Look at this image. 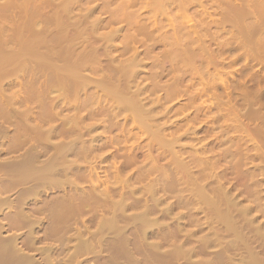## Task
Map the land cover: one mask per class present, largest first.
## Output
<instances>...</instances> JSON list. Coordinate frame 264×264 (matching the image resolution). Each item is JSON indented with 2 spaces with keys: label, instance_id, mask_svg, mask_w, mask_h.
<instances>
[{
  "label": "rangeland",
  "instance_id": "obj_1",
  "mask_svg": "<svg viewBox=\"0 0 264 264\" xmlns=\"http://www.w3.org/2000/svg\"><path fill=\"white\" fill-rule=\"evenodd\" d=\"M6 1L9 2L7 3ZM20 1L23 0H0V53H1L0 59L2 57L4 58V59L2 58L3 60H5V58L7 59V61L5 60L4 62L2 61V59L0 60L1 61L0 65L2 66L0 67V126L2 125L0 127V144L2 142V144L0 145V163H4V164L6 163L8 165L7 168L10 169L9 166L12 165L14 162H16L15 160L22 159L21 157L25 158V155L26 156L29 155V158H31L32 156L37 157V159H39L40 161V159L45 160V158L50 157L56 152L59 153L60 151L64 152V149L62 148H64L65 145L62 144L63 147L61 148V150L57 148L58 151H56L57 150L56 147H55L56 150H54V146L59 144L61 145L62 142L63 143L66 142L68 139L65 140V138L75 139L77 135L79 136L81 130L78 133V131L76 130V127L78 129V125L74 124L75 125L74 126L73 122H71L72 125L70 124L68 125L67 123H65V128H64V125L62 126L63 117L71 116V118L70 117L68 118L70 119L76 118V120L79 117L80 118L78 120H81L82 117L84 120L83 122L79 121V123H84L85 125L81 124V129L82 127L83 129L87 128L85 129V132H87L88 130H90L89 127L92 126L90 124L96 123V128H97L96 135L99 134L98 137H100V135L102 137V138L100 137L98 141H100V145L104 144L102 147H100V149L97 150L96 154L104 159L102 160L103 161L102 163H99L98 161V165H99L98 167L100 168L98 170H100L99 175L101 176V180L103 179L104 182L106 183H103L104 186L100 185L102 188L100 186L97 187V190L101 191L102 189L104 188L106 189L107 187V189H111V190L117 189L116 191L125 193L128 191V189H134V190L136 189L138 191V195L136 196L138 197L140 195L141 196L140 201L143 200L144 203L148 201L146 199L147 195L142 196L141 194H139V191H141L143 186H145V184H147L149 181H158L157 182L158 190L156 193V197L159 198V196H161L162 199L163 198L164 199L163 202L161 201V203H159L158 206L159 211H157L158 212L156 213L157 215H153L152 217L160 218L159 213L164 207L166 208L169 206L170 208L173 209H171V213L168 221L166 219L157 218L158 220L156 227L154 228V233H152L153 235L151 236L149 235V238L146 241V243L149 242L152 243L153 249H151L148 245H146V243H145L146 245L145 247L144 243H142L141 239H139L137 235L135 236V234L130 233V231H127L126 233L127 241L125 239L124 240L126 241V243L127 242L128 243L124 244L125 242L122 241L120 245H122L123 247L122 246H119V248L117 247L118 246L117 240L120 236L114 238V235L116 233L113 234L111 233L112 236L110 234L108 236L107 235L105 236L107 242L104 243L105 247L102 248V250L100 247L95 246L94 250L91 251L92 253L89 251L90 254L88 253V255L87 252H85L86 254H84V252L83 253L81 252L82 254L78 253L77 256L75 255L72 256L74 250L72 246L74 245V242H72V244L70 242L68 243L69 245L67 244V247H62L59 249L57 248L58 244L57 242H55L54 238H51V240L49 238H46V235L44 234V230L51 222L48 221L47 217H46L47 220H45V216L43 217V215L42 218H44V220L42 222V225L37 228L38 230L36 229V235L34 234L35 238L37 239L33 243L34 250H32V247H30L29 244H27L28 240L24 242V240L26 239L25 237H27L26 228L25 230L22 228L18 229L16 227L11 226L12 230H10L9 229L10 226L7 225L5 229L0 231L1 232L0 236L5 237L9 235L12 236L16 235L15 237H18L16 238L17 239L16 242L18 243L17 248L20 249L18 253L19 254L20 252L22 253L19 256L27 257L28 259L33 260L35 264H45V262H43L44 254L43 253L41 254L40 250L46 248L49 249L57 248V250H54L53 252L50 251V256L51 254H53L50 260L53 259V261L50 262L49 260V262L52 264L54 263L55 264H115L116 261H117L116 264H124V263L125 264L126 263L127 264H132V263L133 264H190V263L203 264L204 262H206L207 264H216V263L217 264H264V235L262 234L264 233V0H194V1L190 0L191 3L189 2V0L188 1L168 0V2L167 0H163V1L162 0H149V1L148 0H133V1L132 0H119V1L118 0H92V1L76 0L78 3L72 0L69 3L70 5L68 4L69 6H71L70 8L73 9L72 12L70 10V13H68L69 15L72 13L71 17L67 16L68 14L66 13V9H65L66 14L65 13L63 14L64 8L66 7V5L65 7H63L64 6L63 4H67L69 0H65V1L61 0V5H63L62 8L58 7V4L60 5V0L59 1L47 0L50 6L48 3L45 2V0H37V1L35 0L33 1L34 4L31 3L33 7L30 6L31 5L30 3H29V7L28 4L27 6L23 4L24 5L23 6L22 3L24 2L21 3ZM43 1L46 4H48V6L46 4L44 5ZM66 1L68 2L62 4V2H66ZM112 1L114 2V4H112L113 3ZM129 1L130 2L132 1L133 3L132 2L130 3ZM90 2L91 3L94 2L92 3V6ZM155 2L158 4L159 7H157V4ZM54 4L57 6H55ZM93 4L95 7H93ZM125 4L127 7L125 6ZM154 4L156 6H154ZM107 5L108 7H106ZM41 6H43V9ZM54 6L56 7V9ZM85 6L87 7V11H90V13L88 12L90 15H88L87 11L85 10L86 9ZM36 8L39 11H37ZM88 8H90V10ZM60 9L61 11H59ZM108 9L110 10V12ZM68 10L69 8H67V12H69ZM80 10L81 11L83 10L82 13ZM76 12L79 16L81 17L84 16V18L82 17L83 18L82 19L81 17H79L76 14ZM19 13L21 14L19 15ZM85 14L88 17H86ZM42 16L44 17L42 18ZM46 16L49 17L50 19L51 17L54 19L56 18L55 20L53 19L54 24L56 21L61 23L63 21V23H65V25L67 26H65L64 24L59 25L60 23L54 25L52 24L53 23L52 19H51V23L49 24L50 19L47 18ZM117 16H119L120 18ZM3 17L5 18L3 19ZM72 19H74L75 21ZM93 20L95 21L94 24L92 23ZM33 21L34 22L36 21L35 25H32L30 23ZM67 21H70L71 23ZM109 21L114 23L112 24L110 22L111 23L110 24ZM73 23L74 24L76 23L74 28L75 30L77 29L78 33L85 31L82 33V39L84 34H86L85 37L89 38V42L86 43V41H84L86 39L85 37H84L85 39H83V41L80 42V40H82L81 35L79 36L80 38L78 36L77 37L74 36L76 35L77 32L73 29L72 26L74 25ZM27 24L31 27L28 30L26 29L28 28ZM70 24L72 26V29H69L71 28ZM95 24L97 26H95ZM104 24L107 27H105ZM36 25L37 26L40 25V26L37 27ZM76 25H80V26H78L77 28ZM176 25L179 28L176 27ZM23 26L26 28L24 29ZM56 26L62 29L58 30ZM89 26L91 27L93 26L91 29H94L95 27V29L92 31L95 32L94 35L97 33L96 34L97 36L95 35L94 37V35L92 34L93 32H91ZM36 27L39 30L36 29ZM67 29L69 30L67 31ZM73 30L75 31V33ZM78 30H83V31H78ZM86 30L87 31L90 30V34H91L90 36L89 33L87 34ZM65 31L70 33L68 34ZM113 31L116 37L112 35L114 34L112 33ZM145 32L148 35H146ZM17 33L19 35L20 34L21 35L25 34V35L19 36L17 35ZM66 33L67 35H65ZM27 34L28 35L30 34L31 36L30 35L27 36ZM70 34L71 36H73L72 39H74V37L78 39V40L75 39V43L77 42L78 44L73 43L74 40L71 41ZM16 36L19 38V40ZM63 36L67 37V39L63 38ZM103 36L105 38L107 36V38L104 39ZM68 37L70 38V40L68 39ZM23 38L24 39L26 38L25 40L27 42ZM28 38L30 42L28 41ZM100 38H102V40H100ZM109 38L111 41L108 40ZM33 39L35 40V42L33 41ZM41 39L43 44L41 43ZM36 40L39 41L40 43H38ZM67 40H69L70 42ZM92 40L95 43H93ZM105 40L106 41L108 40L107 42L108 44L110 42L109 45L112 44L111 47L113 46L112 49L109 47V45L107 46L109 50L111 49V52L109 51L110 55L107 54L108 50L105 51L106 53H104V51L102 50L104 49L103 48L104 44L107 45ZM131 40L133 41L131 42ZM185 40L186 42H183ZM99 41L102 42L99 43ZM19 42L21 44L23 42L24 45L25 44L29 45L28 49L31 51H29V53L27 52L28 54L26 55L22 54L19 55L18 57L19 54L18 50L23 45V44L21 45ZM56 42L59 44H57ZM129 42L130 44L128 46L127 44ZM82 43L85 44L83 45ZM66 44L69 45L68 47L70 48L67 49V47H65L67 46ZM95 44H97L96 46H100V47L102 46V47L101 48L97 47L98 49H96ZM72 45L74 46L78 45V47H76V50L74 46H73L74 48H72ZM62 47L64 49L66 48L65 49L66 51ZM79 47L81 48V50L79 49ZM71 48L76 51V52L74 51V53L75 54L77 53L78 57H76L77 54L75 55ZM57 49L58 50L61 49L60 51H62L63 54L67 53V56L69 57H66L60 51L59 52L61 56L57 52L56 53L58 56H56L55 51H58ZM69 49H71L72 52L70 54L72 55L69 54ZM5 50L6 52H4ZM88 50L92 52L94 50L95 51L97 50V53H95L94 51L93 54L97 56L96 59H98V61H96L92 53H89V56L91 55V58L87 55L88 52L85 55L87 56L86 58L85 56H83L85 59L82 57L83 55L82 53ZM11 52L12 54L13 53L15 54L12 55L10 54ZM44 52H46V54H44ZM99 54L101 55L100 57L102 58L98 57ZM73 55H75V57ZM7 56L10 57L7 58ZM11 57L13 58L11 59ZM133 58H134L132 62L133 64H131L132 61L131 59ZM126 61L130 66L126 67L124 65L127 64L125 63ZM137 61L138 62L142 61L141 64L139 63V66L138 63H136ZM83 63L88 68L84 66ZM108 63L111 65L112 68L110 67V65H108ZM62 64L64 65V67H62L63 66ZM65 65L68 68L71 67V69H73L72 67H74V69L77 70L76 71L77 75L74 76L76 79L70 75H67V77L66 74L64 75L63 71L64 69H66ZM90 65L91 67H89ZM134 65L136 67H133ZM75 66H77L80 71ZM56 67L58 68L62 67L64 69L60 68V70L62 69L60 73L58 72L60 70ZM106 67L108 68L106 69ZM130 67L137 68V69H133L135 73L138 71L137 72L138 74L136 73L137 76L135 75L134 71L130 69ZM53 68L57 70L55 71ZM114 68L118 69V71L120 70L119 72H116V70L114 71L117 75L114 74L113 72ZM122 69H124V71ZM78 71L80 72V76L81 75L84 77H87L89 75L90 76L86 80H84L85 78L83 79L82 77L81 79L79 78L80 76L78 74ZM127 72L129 76L127 75ZM118 73L120 74V76ZM130 73H134L132 75H135L136 77L132 76V78L130 79L131 77ZM60 74L62 75V77L63 76L66 77V79L61 81L63 78L60 77ZM92 74L94 76H91ZM121 75L125 76L124 79H122L123 77ZM90 77H92V79ZM115 77L119 79L121 85L116 81L117 79H115ZM69 78H72L74 80L71 81L72 79ZM126 79L127 82L129 81V83H126L125 81ZM110 80L111 81L114 80V82L112 83ZM122 80H124L125 83L123 82L122 84ZM84 81H86V83ZM98 81L100 85L101 84L103 85L105 83L103 86L107 87V89H110V91L107 92V89L106 91H104L105 87L101 89L100 88L101 86L98 88H94L96 84H97L96 87L99 85ZM108 81H110L111 83ZM130 81L132 86L127 85L130 84ZM73 82L74 84L76 83V85H74ZM77 82H78V86H77ZM83 82L84 84H82ZM107 83L110 85V88H108L109 85ZM112 84H114V86L120 85L119 87L115 86V88L118 89L120 88L118 90L119 93L116 91L117 89H114V86ZM88 85L89 87H87ZM122 85L124 86L126 85L125 87L131 89V92L133 89L137 88L136 89L138 91L137 95L140 92L139 90L142 91L138 95V97L141 98L140 100L142 101V103L141 101H139L137 97L138 102H135V104L136 106L139 105L141 106L142 104L141 108L145 107L144 110L143 109L141 110L140 107L136 108L134 104H133L134 106H132V104H128L129 102L127 101H126L127 107L125 106V109L123 108L127 112L124 111L122 107H121L122 110H120L119 113L118 111L115 110V107L117 108V110H119L122 104L117 101V99L119 100L120 98L119 95L127 96L129 93L128 92L127 94H123L127 88H125L124 86L121 87ZM111 87L113 88L112 90L114 91L111 90ZM121 88L122 89L125 88L124 89L125 91L122 90ZM76 89L79 90L77 91ZM154 89L156 90V92H154L153 94ZM61 90H63V92ZM134 91L132 93H134ZM62 93L64 94L62 95ZM115 96L116 97L118 96V98H116ZM123 96H121L120 100L122 99ZM129 96L130 99H133L131 97V93H129ZM125 99L128 101L130 100L129 97H126ZM134 99H136V94ZM137 99L131 101L134 102L137 101ZM116 101L118 102L117 105L115 104ZM119 103L120 106H118ZM137 103L138 104L141 103V104L138 105ZM59 107H60V111H59ZM149 107L153 108L152 111L154 112V114L147 113V111H149L147 110L149 109ZM132 108H136L137 111L138 108H140L139 109L140 113L136 112L137 114H135L134 111L136 110H132ZM55 111L56 113L58 111V113L55 114ZM141 111L142 112L145 111L146 118H142L143 120L140 119V117L138 116L139 114L142 113ZM146 113L147 115H149V117L150 115L152 116L150 117L149 124H147L148 117ZM111 114H113V116ZM58 115L60 116L62 115L61 116L62 118ZM72 115H76L77 117H72ZM153 115H156L154 116V119H153ZM140 116L143 117L144 114ZM103 118L105 121L103 120ZM134 118L135 120L136 118H138L139 119V120L137 119L138 122L140 120L144 122L145 124L144 126L141 122V125L144 129L142 127L137 126L138 122L136 120L137 122L136 123L135 120H133ZM151 118L153 119L152 123H151ZM144 119H146L147 121ZM70 121L68 122L65 119V122L70 123ZM98 122L100 123V125ZM86 124L87 126L89 125L90 126L87 127ZM94 124L91 129L92 134L95 133V131H93L95 130ZM60 125L63 127V131H61L62 129L59 130V128H62L60 127ZM66 125L69 126L67 127V129H66ZM73 126H74L73 129H69L72 128ZM51 128L52 129L54 128L52 134L54 132H56L57 134L54 133L52 135L51 131H49V129L51 130ZM145 128H148V130ZM74 129L75 132L72 131V135L68 136V134L71 133H68L65 130L67 131L70 130L71 132V130ZM47 130L50 132V134ZM58 131L63 133L62 134L60 132L58 133ZM76 131L78 134H76ZM46 133L51 135V137L48 136L51 138V139L49 138L50 140L47 139L48 137L46 138L47 136ZM64 133H68L67 137L65 136ZM40 134L43 135L41 136ZM73 134L76 136H73ZM152 135L155 136L158 135V136L155 137ZM84 136L85 135L83 134V138ZM45 138L47 139L48 142L45 140ZM155 138L157 140H155ZM23 141H26V144H24ZM101 141L103 144L101 143ZM42 143L43 146H45L48 149L50 148V150L43 147ZM173 143H175V145ZM75 145H77V147H79L78 149L80 150L79 145L81 144H75ZM39 147L42 149H40ZM163 147H165V149ZM33 153L36 155L37 153H40L41 155L38 154L39 155L38 158V156L33 155ZM100 153L102 155H100ZM174 154L176 155L174 156ZM33 157L31 159H34ZM72 159L73 158H71V160ZM34 161L36 160L34 159ZM113 167L115 169L116 168L118 169L121 168V169H119L120 171L118 172L117 169L114 170ZM0 170H1L0 182L2 179V183H0V185L3 184L4 182H5L4 185L6 184V182H11V181L13 182L11 177H6L7 175L5 174L3 169L0 168ZM112 170L113 172L116 171L118 173L114 172L115 173L114 174ZM189 172L191 173V175ZM81 173L79 175L77 174L78 176L83 175V177L81 176L80 178L82 181L78 183L79 185L81 184L79 188L83 187V189H87V187H89L90 185L89 183L85 182V180L87 181V179L84 178L86 177L85 173L84 174ZM139 174H141L140 177L137 176ZM142 174H144L143 178H142ZM163 175H165V177H163ZM192 175L194 176V178ZM119 176H121V178ZM134 177H137L138 179ZM7 178L8 179L10 178L11 180L10 179L8 180ZM3 179L5 181H3ZM127 179L130 180L131 182L125 183L127 182ZM138 180L139 181L141 180V182H138ZM203 180H204V185L206 186L203 185ZM136 182L137 184H135ZM111 183L115 185L113 186ZM121 184L122 185L125 184L126 186L128 184V188H126V186L124 187V185L122 186ZM24 185L16 186L10 189L0 190V198L6 197L9 199L11 198L13 200L15 197L18 196L17 194L18 191L25 190L30 184L24 183ZM201 186L205 187V191L202 190ZM23 187L25 188L23 189ZM176 187H178V189ZM197 188L198 189L201 188L200 190L201 192L199 191L198 194H196L197 193L196 190H198ZM65 189L67 190V188ZM65 189L63 188L62 190L65 191ZM50 190L46 189L45 191L44 189V191H41L40 195H37L36 198L29 197L31 199H26V205H27V206L25 205L26 211L27 212L30 211L32 214H36V216L39 215L37 217H40L41 214L34 213L36 211L32 212L33 210L32 208L37 207L36 210L40 209L45 202L50 201L49 199L54 197L63 198L62 195H65L66 193L64 191H61V189L60 190L55 189L56 191L53 189ZM160 190L163 192H161ZM222 190L225 193H222ZM208 193H210L211 195ZM126 195L128 196V194L125 193V196ZM225 195L227 198H224ZM66 196H68V194ZM114 197L116 198V200L117 198L119 199L118 194H116ZM97 198L98 197L96 195L90 200L91 201L93 200L92 203L96 204V201L97 203L101 201V199H97ZM129 198L130 200H128ZM43 200L45 202H42ZM90 200H88L87 198V201H84L89 204V208H88L89 212L83 213V211L81 212V209H79V212H76L78 208H74V207L71 208L70 210H66L69 213L68 215L69 220L67 221V224L71 223L70 228L75 225V223L73 222H77L72 229L69 228L70 230L68 231L70 232H68L69 235L66 234L67 237L71 235V233L76 228V226H79V223L81 222L82 219H83L82 222H85L86 225L90 227L91 230H93L94 223L97 221V218H99L101 214L104 216L108 214L109 212L108 210L107 212L105 211L102 212L101 209L99 210L97 208L99 207L97 206V204L95 205L89 203L91 202ZM127 200L128 202H130V204H132L136 208V210H134L135 208L133 206H132L133 208L131 207L133 210H131V208H128L127 210L129 211L128 213L138 212L139 210L137 209H139L140 207H138L137 205L139 204L135 206L134 204L136 203L134 204L132 203L134 200L131 199V197H128ZM205 200H207L208 202H206ZM225 200L227 201L226 203ZM213 203H215L214 204L215 206L212 205ZM92 205L95 206H93L94 208L92 207L91 208L92 210H90V206ZM229 205L231 207H229ZM200 206H202L203 208H201ZM205 206L207 209L205 208ZM209 206L211 207L209 208ZM27 207L31 208L32 210L31 209L28 210ZM95 207L97 211L95 210ZM100 207L102 206L100 205ZM212 207H214L213 209H215V211H213ZM225 207L227 208L228 211L226 210ZM240 208L244 209L243 214H241L242 211ZM210 209L212 210V212ZM6 211L7 210L3 212V215L7 213ZM63 211L67 214L65 209ZM74 211L75 213H77L76 215ZM221 212L222 214L219 215ZM244 212L248 217L244 215ZM78 213L80 214L78 215ZM243 215L245 216V219L242 218ZM33 216L36 217L35 215ZM222 217H225L223 218L224 221L223 219H221ZM1 218L2 217L0 216V219ZM226 218L229 220H227ZM237 219L238 220L240 219L239 220L240 223L238 222ZM4 220L2 223L5 222ZM227 221L228 223H225ZM177 224L179 225V228L181 230L180 234H178L176 231ZM232 225L235 227H233ZM62 226L64 228V226H68V225L62 224L61 227ZM43 235L44 237H42ZM235 235L236 236L239 235V236L236 237ZM44 238H46V240ZM233 239H235L236 241ZM25 243L27 244V246H29V248L26 246ZM139 243L142 244L139 245ZM153 243L156 244L158 243V245H155ZM205 243H207V247ZM179 244H183L182 246L184 247H181ZM49 246L52 248H50ZM140 246L142 249L140 248ZM179 247L181 248V250H179L180 249ZM228 247L230 248L229 251H228ZM116 249H118V251L124 250L122 252L120 251L122 255L121 253H117ZM93 251L95 253L99 251L100 253L98 252L97 255ZM173 252L174 253L180 252V255L173 254ZM255 254L257 255V257ZM252 255L254 256L255 260L257 259L256 261L252 259L253 258ZM71 256L73 258L75 257L72 261L69 260ZM107 257L108 258L111 257V258L108 259ZM68 260L70 261V263L68 262ZM121 260L122 261L124 260V262H122Z\"/></svg>",
  "mask_w": 264,
  "mask_h": 264
},
{
  "label": "bare ground",
  "instance_id": "obj_2",
  "mask_svg": "<svg viewBox=\"0 0 264 264\" xmlns=\"http://www.w3.org/2000/svg\"><path fill=\"white\" fill-rule=\"evenodd\" d=\"M33 1H35V0H32V2H31V0H23V1H20L21 3L22 2H24V3H22V5L24 4V5H26L27 6V4H28V7H29V3L31 4V3H33ZM37 1V0H36ZM50 1V0H49ZM59 1V0H58ZM57 1V2H58ZM63 1H65V0H63ZM70 1H72V0H69V2L68 1H66V2H62V4L63 3H67V4H63V5H61V0H60V5H61V7H60V5L58 4V7L59 8H62V6L63 7H65V5H66V7L64 8V11H63V9H62V11H63V14L65 13V9H66V13L68 14V13H70V10H71V12H72V10L73 9H71L70 7L71 6H69L70 4ZM74 1H76V0H74ZM92 1V0H91ZM119 1V0H118ZM133 1V0H132ZM131 1V2H132ZM149 1V0H148ZM163 1V0H162ZM170 1V0H169ZM188 1V0H187ZM194 1V0H193ZM7 2V1H6ZM9 2V1H8ZM7 2V3H8ZM12 2V1H11ZM44 2V1H43ZM45 2L46 3H48L47 2V0H45ZM44 2V5L46 4ZM55 2V1H54ZM77 2V1H76ZM109 2V1H108ZM113 2V1H112ZM130 2V1H129ZM130 2V3H131ZM135 2V1H134ZM166 2V1H165ZM167 2H168V0H167ZM166 2V3H167ZM189 2L191 3V1L189 0ZM195 2H197V1H195ZM20 3V4H21ZM51 3H53V2H51ZM56 3V2H55ZM78 3V2H77ZM91 3V2H90ZM92 3H94V2H92ZM92 3H91V6H92ZM111 3V2H110ZM122 3H124V2H122ZM133 3V2H132ZM156 3V2H155ZM12 4V3H11ZM19 4V5H20ZM34 4V3H33ZM49 4V3H48ZM48 4H46L47 6H48ZM69 4V5H68ZM72 4H73V2H72ZM71 4V5H72ZM74 4H75V2H74ZM83 4V3H82ZM85 4V3H84ZM99 4V3H98ZM109 4V3H108ZM112 4H114V2L112 3ZM121 4V3H120ZM157 4V3H156ZM162 4V3H161ZM177 4V3H176ZM9 5V4H8ZM23 5V6H24ZM55 5V4H54ZM86 5V4H85ZM129 5V4H128ZM133 5V4H132ZM175 5V4H174ZM25 6V7H26ZM30 6H32V4L30 5ZM49 6H50V4H49ZM55 6H57V5H55ZM54 6V7H55ZM73 6V5H72ZM78 6V5H77ZM89 6V5H88ZM100 6V5H99ZM117 6V5H116ZM120 6V5H119ZM123 6V5H122ZM125 6H126V4H125ZM147 6V5H146ZM154 6H156L155 4H154ZM170 6V5H169ZM4 7H5V5H4ZM33 7V6H32ZM42 7V9H43V6H41ZM81 7V6H80ZM90 7V6H89ZM93 7H95L94 6V4H93ZM92 7V8H93ZM105 7V6H104ZM106 7H108V5L106 6ZM110 7V6H109ZM127 7V6H126ZM157 7H159L158 6V4H157ZM171 7V6H170ZM190 7V6H189ZM13 8V7H12ZM67 8H69V12H67ZM83 8V7H82ZM85 10L87 11V7L85 6ZM151 8V7H150ZM153 8V7H152ZM9 9H10V7H9ZM20 9H21V6H20ZM37 9V8H36ZM45 9V8H44ZM55 9H56V7H55ZM75 9V8H74ZM78 9V8H77ZM89 10H90V8H88ZM180 9V8H179ZM8 10V9H7ZM30 10V9H29ZM35 10V9H34ZM46 10V9H45ZM54 10V9H53ZM109 10V9H108ZM25 11H26V9H25ZM37 11H39L38 9H37ZM51 11V10H50ZM59 11H61V9L59 10ZM76 11V10H75ZM81 11V10H80ZM83 11V10H82ZM82 11H81V13H82ZM54 12V11H53ZM90 13V11H87V13ZM104 12V11H103ZM109 12H110V10H109ZM182 12V11H181ZM5 13V12H4ZM65 13V14H66ZM86 13V14H87ZM88 13V15H90ZM92 13V12H91ZM135 13V12H134ZM2 14V13H1ZM21 13H19V15H20ZM57 14V13H56ZM55 14V15H56ZM72 14V13H71ZM71 14L69 15H67V16H70L71 17ZM76 14H77V12H76ZM85 14V16L86 17H88L87 15ZM101 14H102V12H101ZM114 14V13H113ZM25 15V14H24ZM32 15V14H31ZM45 15V14H44ZM78 15V14H77ZM83 15V14H82ZM118 15V14H117ZM3 16V15H2ZM49 16V15H48ZM57 16H59V15H57ZM79 16V15H78ZM112 16V15H111ZM140 16V15H139ZM160 16H161V14H160ZM32 17H34V16H32ZM35 17H36V15H35ZM41 17V16H40ZM44 16H42V18H43ZM47 17V16H46ZM59 17H61V16H59ZM79 17H81V16H79ZM83 18H84V16H82ZM81 17V18H82ZM117 17H119V16H117ZM142 17V16H141ZM5 17H3V19H4ZM47 18H49V17H47ZM73 18H75V17H73ZM82 18V19H83ZM93 18V17H92ZM98 18V17H97ZM112 18V17H111ZM120 18V17H119ZM127 18V17H126ZM38 19H40V18H38ZM45 19V18H44ZM50 19V18H49ZM51 19H52V21H53V19L54 18H52L51 17ZM51 19L49 20V24L51 23ZM56 19V18H55ZM54 19V20H55ZM86 19V18H85ZM88 19V18H87ZM100 19V18H99ZM48 20V19H47ZM66 20H68V19H66ZM65 20V21H66ZM72 20H74V19H72ZM71 20V21H72ZM89 20V19H88ZM95 20V19H94ZM93 20V24H94V22L96 21H94ZM98 20V19H97ZM112 20V19H111ZM46 21V20H45ZM62 21V20H61ZM75 21V20H74ZM134 21V20H133ZM139 21V20H138ZM36 22V21H35ZM34 21L33 22H30L32 25H35L36 23H35ZM44 22V21H43ZM67 22H70V21H67ZM66 22V23H67ZM79 22V21H78ZM84 22V21H83ZM86 22V21H85ZM91 22V21H90ZM111 21H109V23H110ZM48 23V22H47ZM58 23H60L59 25H61V24H64L65 25V23H63V21H62V23L61 22H55V24H58ZM71 23V22H70ZM99 23V22H98ZM112 23V22H111ZM110 23V24H111ZM114 23V22H113ZM112 23V24H113ZM30 24V25H31ZM40 24V23H39ZM45 24V23H44ZM52 24H54V21H53V23ZM54 24V25H55ZM74 24V23H73ZM76 24V23H75ZM75 24L74 25H72L73 26V29L75 30ZM80 24V23H79ZM87 24V23H86ZM28 25V24H27ZM38 25V24H37ZM36 25V26H37ZM48 25V24H47ZM58 25V26H59ZM83 25V24H82ZM85 25V24H84ZM90 25H92V24H90ZM100 25V24H99ZM107 25V24H106ZM40 26V25H39ZM39 26H37V27H39ZM63 26V25H62ZM65 26H67V25H65ZM72 26H71V24H70V27L71 28H69V29H72ZM78 26H80V25H76V27L78 28ZM86 26V25H85ZM95 26H97L96 24H95ZM103 26V25H102ZM104 26H105V24H104ZM162 26V25H161ZM184 26V25H183ZM24 27V26H23ZM28 28H26V27H24V29L26 28L27 30L29 29V28H31L29 25L27 26ZM36 27V29H38ZM42 27H43V25H42ZM45 27V26H44ZM57 27V26H56ZM64 27V26H63ZM68 27H69V25H68ZM87 27H88V25H87ZM90 27V30H91V32H93L92 30H94L95 29V27H94V29H91L92 27L91 26H89ZM105 27H107V26H105ZM160 27V26H159ZM176 27H178L177 25H176ZM187 27V26H186ZM185 27V28H186ZM46 28H47V26H46ZM51 28V27H50ZM58 28V27H57ZM66 28V27H65ZM81 28H83V27H81ZM86 28V27H85ZM162 28V27H161ZM179 28V27H178ZM184 28V29H185ZM22 29V28H21ZM35 29V30H36ZM54 29V28H53ZM56 29V28H55ZM60 28H58V30H59ZM62 29V28H61ZM60 29V30H61ZM69 29H67V31L69 30ZM80 29V28H79ZM89 29V28H88ZM121 29V28H120ZM18 30V29H17ZM23 30V29H22ZM39 30V29H38ZM43 30V29H42ZM49 30V29H48ZM64 30V29H63ZM73 30V31H74ZM85 30V29H84ZM90 30L89 31H87V34L89 33V36L91 35L90 34ZM113 30V29H112ZM111 30V31H112ZM20 31V30H19ZM45 31V30H44ZM67 31H65V32H67ZM76 32H77V29L75 30ZM75 31H74V33H75ZM78 31H83V30H78ZM156 31V30H155ZM170 31V30H169ZM24 32H26V31H24ZM23 32V33H24ZM49 32V31H48ZM51 32V31H50ZM53 32V31H52ZM60 32V31H59ZM83 32H85V31H83ZM83 32H80V33H78V35H77V33H76V35H74V36H80L81 35V39H82V33ZM117 32H118V30H117ZM142 32V31H141ZM147 32V31H146ZM145 32V33H146ZM15 33V32H14ZM32 33H34V32H32ZM43 33V32H42ZM68 33V32H67ZM67 33L65 34V35H67ZM70 33V32H69ZM68 33V34H69ZM74 33H71V34H74ZM94 33L95 32H93L92 34L94 35ZM112 33H114V31L112 32ZM111 33V34H112ZM144 33V34H145ZM188 33V32H187ZM53 34V33H52ZM51 34V35H52ZM55 34V33H54ZM60 34V33H59ZM58 34V35H59ZM62 34V33H61ZM71 34H70V36H71ZM97 34V33H96ZM95 34V35H96ZM101 34V33H100ZM134 34V33H133ZM171 34V33H170ZM16 35V34H15ZM17 35H19L18 33H17ZM21 35V34H20ZM19 35V36H20ZM23 35H25V34H23ZM23 35H21V36H23ZM30 35V34H29ZM28 34H27V36H29ZM35 35V34H34ZM33 35V36H34ZM64 35V34H63ZM85 35L86 34H84V36H83V39H85L86 37H85ZM92 35V36H93ZM95 35H94V37H95ZM98 35H99V33H98ZM108 35V34H107ZM112 35H114L115 36V33L114 34H112ZM111 35V36H112ZM136 35V34H135ZM146 35H148L147 33H146ZM165 35V34H164ZM31 36V35H30ZM37 36V35H36ZM97 36V35H96ZM102 36V35H101ZM113 36V37H114ZM129 36V35H128ZM134 36V35H133ZM12 37V36H11ZM14 37V36H13ZM17 37V36H16ZM85 37V38H84ZM104 37V36H103ZM112 37V38H113ZM116 37V36H115ZM167 37V36H166ZM18 38V37H17ZM40 38H42V37H40ZM63 38H66L67 39V37H64L63 36ZM71 38V41L72 40H74V42L73 43H75V39L76 40H78L77 38H75L74 37V39H72L73 38V36H71L70 37ZM70 38L68 37V39L70 40ZM80 38V37H79ZM106 38H107V36H106ZM105 37H104V39H106ZM129 38H131V37H129ZM150 38H151V36H150ZM24 39V38H23ZM26 39V38H25ZM24 39V40H25ZM36 39V38H35ZM55 39V38H54ZM61 39V38H60ZM83 39L82 40H80V42L81 41H83ZM86 39H88V40H86ZM84 41H86V43L87 42H89V38L87 37ZM98 39V38H97ZM103 39V40H104ZM114 39V38H113ZM127 39V38H126ZM125 39V40H126ZM8 40V39H7ZM10 40V39H9ZM14 40V39H13ZM18 40H19V38H18ZM17 40V41H18ZM40 40V39H39ZM45 40V39H44ZM51 40V39H50ZM69 40H67V41H69ZM99 40V39H98ZM100 40H102V38H100ZM108 40H110V38L108 39ZM108 40L106 41V44L107 45H105L104 44V46H103V48L104 49H102L103 51H104V53H106L105 51H107L108 53L107 54H109L110 52H111V49L113 48V46L111 47V45H109L110 44V42H109V44L107 43L108 42ZM166 40V39H165ZM4 41V40H3ZM26 41V40H25ZM28 41H29V38H28ZM33 41L35 42V40L33 39ZM37 41V40H36ZM56 41V40H55ZM93 41V40H92ZM104 41V42H105ZM111 41V40H110ZM130 41V40H129ZM133 40H131V42H132ZM188 41V40H187ZM7 42V41H6ZM14 42V41H13ZM21 42V41H20ZM19 42V43H20ZM27 42V41H26ZM30 42V41H29ZM38 43H40L39 41H37ZM50 42V41H49ZM63 42H65V41H63ZM70 42V41H69ZM68 42V43H69ZM102 42V41H101ZM100 41H99V43H101ZM137 42V41H136ZM135 42V43H136ZM183 42H186V40L185 41H183ZM41 43H42V39H41ZM54 43V42H53ZM57 43V42H56ZM72 43V42H71ZM93 43H95L94 41H93ZM15 44V43H14ZM21 44V43H20ZM19 44V45H20ZM22 44H23V42H22ZM21 44V45H22ZM43 44V43H42ZM57 44H59V43H57ZM70 44V43H69ZM75 44H78L77 42L75 43ZM81 44V43H80ZM83 44V43H82ZM85 44V43H84ZM83 44V45H84ZM129 44H130V42L127 44L128 46H129ZM40 45V44H39ZM65 45V44H64ZM67 45V44H66ZM83 45H82V47H83ZM87 45V44H86ZM97 44H95V46H96ZM102 45V44H101ZM109 45V47L111 48L110 50H109V48L107 47ZM127 45H125V46H127ZM155 45V44H154ZM173 45V44H172ZM28 46L29 45H27V44H23L22 45V47L18 50V57H19V55H26V54H28L29 53V51H31V50H29L28 49ZM48 46V45H47ZM69 45H67V46H65V47H67V49L68 48H70V47H68ZM74 45H72V48H74L75 47V50H76V47H78V45L77 46H74ZM94 46V47H95ZM115 46V45H114ZM14 47V46H13ZM30 47H31V45H30ZM34 47V46H33ZM32 47V48H33ZM97 47H99V48H101L100 46H96L95 48L96 49H98ZM124 47V46H123ZM36 48V47H35ZM40 48V47H39ZM46 48V47H45ZM63 48V47H62ZM71 48V49H72ZM107 48V49H106ZM126 48H128V47H126ZM1 49H2V47H1ZM64 49V48H63ZM66 49V48H65ZM64 49V50H65ZM71 49H69V54L73 51V53H74V51L75 50H73L72 49V51H71ZM79 49L81 50V48L79 47ZM83 49V48H82ZM106 49V50H105ZM119 49V48H118ZM124 49V48H123ZM130 49V48H129ZM16 50V49H15ZM58 50V49H57ZM61 50V49H60ZM60 50H58V51H55V53L57 52V53H59L60 54V52H62V51H60ZM79 50V51H80ZM90 50H92V49H90ZM90 50H88V51H85V52H83L82 53V51H81V53L83 54H81L82 55V57L83 56H85L86 54H87V52H88V56H89V53H94V51L92 52V51H90ZM114 50V49H113ZM151 50V49H150ZM46 51H48V50H46ZM60 51V52H59ZM66 51V50H65ZM90 51V52H89ZM110 51V52H109ZM4 52H6V50L4 51ZM14 52V51H13ZM28 52V53H27ZM76 52V51H75ZM98 52H100V51H98ZM117 52H119V51H117ZM123 52H124V50H123ZM128 52V51H127ZM34 53V52H33ZM32 53V54H33ZM57 53H56V56H58L57 55ZM95 53H97V50L95 51ZM125 53H126V51H125ZM134 53V52H133ZM2 54H5V53H2ZM7 54H8V52H7ZM10 54H12V52L10 53ZM9 54V55H10ZM15 53H13L12 55H14ZM17 54V53H16ZM44 54H46V52H44ZM62 54H63V52H62ZM68 54V55H69ZM75 54V53H74ZM77 54V53H76ZM75 54V55H76ZM0 55H1V53H0ZM30 55V54H29ZM48 55V54H47ZM63 55H65L66 57H69V56H67V53H65V54H63ZM70 55H72V54H70ZM75 55H73L74 57H75ZM80 55V56H81ZM110 55V54H109ZM112 55V54H111ZM121 55H122V53H121ZM133 55V54H132ZM138 55V54H137ZM3 56H5V55H3ZM28 56V55H27ZM26 56V57H27ZM31 56V55H30ZM60 56H61V54H60ZM72 56V57H73ZM93 56L95 57V59L97 58V56L96 55H94L93 54ZM101 55L99 54V56L98 57H100ZM8 57H10V56H7V58ZM21 57V56H20ZM25 57V56H24ZM76 57H78V54H77V56ZM87 56H85V58H86ZM90 58H91V55L89 56ZM104 57V56H103ZM109 57V56H108ZM132 57V56H131ZM3 58V57H2ZM1 58V59H2ZM13 57H11V59H12ZM17 58V57H16ZM28 58V57H27ZM84 58V57H83ZM84 58V59H85ZM93 58V57H92ZM100 58H102V57H100ZM0 59V60H1ZM4 59V58H3ZM2 59V61L4 62L5 60L7 61V59L5 58V60H3ZM10 59V60H11ZM24 59V58H23ZM29 59V58H28ZM114 59H116V58H114ZM14 60V59H13ZM26 60V59H25ZM49 60V59H48ZM73 60H74V58H73ZM77 60H78V58H77ZM132 60V61H131ZM130 61H131V64H133L132 62H133V60H134V58L133 59H131ZM96 61H98V59H96ZM113 61V60H112ZM1 62V61H0ZM3 62H2V64H3ZM31 62V61H30ZM76 62V61H75ZM87 62V61H86ZM100 62V61H99ZM109 62H110V60H109ZM120 62V61H119ZM128 62H129V60H128ZM135 62V61H134ZM142 62V61H141ZM141 62H136V63H138V66H139V63L141 64ZM89 63V62H88ZM113 63V62H112ZM111 63V64H112ZM125 63H127V61L125 62ZM135 63V64H136ZM76 64V63H75ZM74 64V65H75ZM84 64V63H83ZM83 64H82V66H83ZM92 64H94V63H92ZM101 64V63H100ZM99 64V65H100ZM116 64V63H115ZM129 64H130V62H129ZM6 65V64H5ZM49 65H51V64H49ZM63 65V64H62ZM95 65H97V64H95ZM108 65H110L109 63H108ZM126 67L127 66H130V65H128V63L127 64H124ZM22 66V65H21ZM56 66V65H55ZM55 66H53V67H55ZM72 66V65H71ZM84 66H86L85 64H84ZM106 66V65H105ZM113 66V65H112ZM137 66V67H138ZM0 67H2L1 65H0ZM42 67V66H41ZM50 67V66H49ZM62 67H64V65L62 66ZM62 67H60V68H62ZM65 67H66V65H65ZM76 68H78L77 66H75ZM87 67V66H86ZM89 67H91V65L89 66ZM110 67H111V65H110ZM120 67V66H119ZM133 67H136L135 65L133 66ZM133 67H130V69H137V68H133ZM56 68H58V67H56ZM60 68H58L59 70H60ZM68 67H66V69H67ZM73 69H71V67H69L67 70L66 69H64V68H62V69H64V75L66 74V77H67V75H70V76H72L73 78H75L74 76H76L77 75V70H75L74 69V67H72ZM88 68V67H87ZM108 67H106V69H107ZM112 68V67H111ZM129 68V67H128ZM139 68V67H138ZM54 69V68H53ZM62 69L60 70V71H58V72H60L61 73V71H62ZM125 69V68H124ZM124 69H122L123 71H124ZM51 70V69H50ZM55 70V69H54ZM57 70V69H56ZM55 70V71H56ZM78 70H79V68H78ZM95 70V69H94ZM113 70V69H112ZM116 70V72H119L118 71V69H115L114 68V70H113V72ZM129 70V69H128ZM128 70H125V71H128ZM65 71H67L68 72V74H67V72H65ZM80 71V70H79ZM78 71V74H79V76H80V72ZM88 71V70H87ZM111 71V70H110ZM130 71V70H129ZM134 71V70H133ZM132 71V72H133ZM86 72V71H85ZM89 72V71H88ZM112 72V71H111ZM110 72V73H111ZM138 72V71H137ZM136 72V73H137ZM107 73H109V72H107ZM120 73H123V72H120ZM134 73H135V71H134ZM134 73H130V75H131V77H130V79L132 78V76L134 77L135 75H136V73H135V75H132V74H134ZM3 74V73H2ZM97 74V73H96ZM114 74H116L115 72H114ZM119 74V73H118ZM138 74V73H137ZM104 75V74H103ZM108 75V74H107ZM112 75V74H111ZM117 75V74H116ZM125 75V74H124ZM124 75H121L123 78L122 79H124ZM127 75L129 76V74H128V72H127ZM161 75V74H160ZM70 76H68V77H70ZM90 76V75H89ZM89 76H87V77H84V76H80L79 78H85L84 80H86V79H88V77ZM91 76H94L93 74L91 75ZM106 76V75H105ZM115 76V75H114ZM119 76H120V74H119ZM119 76H117V77H119ZM137 76V75H136ZM135 76V77H136ZM60 77H62V75L60 74ZM66 77H62L63 79L61 80V81H63L64 79H66ZM111 77V76H110ZM109 77V78H110ZM81 78V79H82ZM91 79H92V77H90ZM128 78V77H127ZM69 79H72V78H69ZM76 79V78H75ZM94 79V78H93ZM98 79V78H97ZM107 79H108V77H107ZM115 79H117L116 81L120 84V82H119V79L118 78H116L115 77ZM114 79V80H115ZM129 79V78H128ZM135 79V78H134ZM157 79V78H156ZM68 80V79H67ZM74 79H72L71 81H73ZM114 80H110L112 83L114 82ZM70 81V80H69ZM77 81V80H76ZM79 81V80H78ZM87 81H89V80H87ZM97 81V80H96ZM110 81H108V82H110ZM126 81V83H129V81L127 82V79L125 80ZM154 81V80H153ZM156 81V80H155ZM57 82V81H56ZM55 82V83H56ZM85 83H86V81H84ZM84 82L82 83V84H84ZM94 82V81H93ZM110 82V83H111ZM123 82H124V80H122V84H123ZM134 82V81H133ZM157 82V81H156ZM174 82V81H173ZM69 83V82H68ZM89 83V82H88ZM87 83V84H88ZM101 83V82H100ZM116 83V82H115ZM114 83V84H115ZM125 83V82H124ZM139 83V82H138ZM59 84H60V82H59ZM71 84H72V82H71ZM73 84H74V82H73ZM98 84H99V81H98ZM105 84V83H104ZM103 84V85H104ZM108 84V83H107ZM114 84H112L113 86H114ZM117 84V83H116ZM74 85H76V83L74 84ZM86 85V84H85ZM84 85V86H85ZM97 85V84H96ZM96 85H95V87L94 88H98V87H100L101 89H103L105 86H103L102 84L100 85H98L97 87H96ZM109 85V84H108ZM107 85V86H108ZM121 85V84H120ZM119 85V86H120ZM127 85H130V86H132L131 85V81H130V84H127ZM136 85H137V83H136ZM77 86H78V82H77ZM83 86V87H84ZM103 86V87H102ZM112 86V87H113ZM116 86V85H115ZM115 86H114V89H117L116 91L118 92V90L120 89H118V88H115ZM119 86H116V87H119ZM124 85H122L121 87H123ZM126 86V85H125ZM124 86V87H125ZM129 86V87H130ZM146 86V85H145ZM158 86H160V85H158ZM158 86H156V87H158ZM60 87V86H59ZM87 87H89V85L87 86ZM111 87V90L113 89ZM140 87H142V86H140ZM148 87V86H147ZM99 88V89H100ZM108 88H110V85H109V87ZM125 88H127V87H125ZM124 88V89H125ZM134 88H135V86H134ZM145 88V87H144ZM170 88V87H169ZM47 89V88H46ZM60 89V88H59ZM100 89V90H101ZM106 89H107V87H105V90L104 91H106ZM122 89V88H121ZM124 89H122V90H124ZM137 88H135V89H133L132 90V92L134 91V90H136ZM139 89H141V88H139ZM165 89V88H164ZM173 89V88H172ZM171 89V90H172ZM65 90V89H64ZM77 90V89H76ZM79 90V89H78ZM77 90V91H78ZM129 90V91H128ZM144 90V89H143ZM163 90V89H162ZM62 92H63V90H61ZM66 91V90H65ZM70 91V90H69ZM74 91V90H73ZM93 91H95V90H93ZM108 91H110V89H107V92ZM112 91H114V90H112ZM125 91V90H124ZM127 91V92H126ZM126 91L123 93L122 91V93L123 94H127L128 92L129 93H131V97L133 98V99H130V96H129V93H128V95L127 96H123V95H119V97L121 98V96H123L122 97V99L120 100V98H119V100L117 99V101L118 102H120V103H122L121 104V106H120V103H119V105L118 106H120V109L119 110H117V108L115 107V110L116 111H118V113H119V111L120 110H122L123 108L125 109V106L127 107V105H126V103L127 102H129L128 104H132V106H134L135 105V107L137 108V107H140L141 108V106H142V101L140 100L141 98L140 97H138V95L140 94V92H142L141 90H139L140 92H139V94L137 95V93H138V91L136 92V91H134V93H132L131 92V89H126ZM165 91V90H164ZM174 91V90H173ZM75 92V91H74ZM154 92H156V90L154 89L153 90V94H154ZM184 92V91H183ZM119 93V92H118ZM144 93V92H143ZM149 93H151V92H149ZM64 93H62V95H63ZM69 94H71V93H69ZM74 94H76V93H74ZM94 94V93H93ZM121 94V93H120ZM133 94H134V96H133ZM135 94H136V99H137V97H138V99H139V101H141V103H139V104H141V106L139 105V106H136V104H135V102H138V99H137V101H134V102H132L131 100H136V99H134V97H135ZM142 94V93H141ZM156 94V93H155ZM116 95V94H115ZM146 95V94H145ZM113 96V95H112ZM112 96H111V98H112ZM144 96V95H143ZM165 96V95H164ZM167 96V95H166ZM63 97V96H62ZM70 97V96H69ZM80 97V96H79ZM78 97V98H79ZM87 97V96H86ZM90 97V96H89ZM116 97V96H115ZM126 97H129V101L128 100H126L125 98ZM145 97V96H144ZM64 98V97H63ZM77 98V97H76ZM116 98H118V96L116 97ZM115 98V99H116ZM171 98V97H170ZM115 99H114V101H115ZM158 100V99H157ZM190 100H192V99H190ZM82 101V100H81ZM116 101V105L118 104V102ZM127 101V102H126ZM132 102V103H131ZM153 102V101H152ZM151 102V103H152ZM64 103V102H63ZM84 103V102H83ZM88 103V102H87ZM144 103V102H143ZM67 104V103H66ZM68 104H69V102H68ZM134 104V105H133ZM75 105V104H74ZM93 105V104H92ZM115 105V106H116ZM151 105V104H150ZM66 106V105H65ZM79 106V105H78ZM85 106V105H84ZM88 106H90V105H88ZM144 106V105H143ZM56 107V106H55ZM70 107V106H69ZM121 107H122V109H121ZM128 107H130V106H128ZM52 108V107H51ZM119 108V107H118ZM136 108H132V110H136ZM140 108H138V111L136 110V111H134L135 112V114H137L136 112H138V113H140ZM145 108V107H144ZM144 108H141V110L143 109L144 110ZM150 108L151 107H149V109H147V110H149V111H147L146 109V111H147V113H153L154 114V112L152 111V109L153 108H151V110H150ZM53 109V108H52ZM74 109H75V107H74ZM74 109H73V112H74ZM79 109V108H78ZM87 109V108H86ZM89 109V108H88ZM91 109V108H90ZM111 109H112V107H111ZM123 109V110H124ZM128 109V108H127ZM130 109V108H129ZM164 109V108H163ZM71 110V109H70ZM59 111H60V107H59ZM66 111V110H65ZM124 111H126V110H124ZM150 111H152V112H150ZM165 111H167V110H165ZM62 112V111H61ZM87 112V111H86ZM115 112V111H114ZM127 112V111H126ZM142 112V111H141ZM164 112V111H163ZM176 112V111H175ZM57 113H58V111H57ZM56 113V111H55V114H57ZM83 113V112H82ZM113 113V112H112ZM116 113V112H115ZM147 113H146V115H147ZM161 113H162V111H161ZM161 113H160V115H161ZM171 113V112H170ZM60 114V113H59ZM74 114V113H73ZM98 114V113H97ZM144 114V116L142 117V116H140V115H143ZM173 114H174V112H173ZM172 114V115H173ZM51 115V114H50ZM54 115V114H53ZM65 115H67V114H65ZM85 115V114H84ZM112 116H113V114H111ZM58 116H60V115H58ZM62 116V115H61ZM60 116V117H61ZM106 116V115H105ZM112 116H110V117H112ZM130 116V115H129ZM137 116V115H136ZM139 117H140V119H142V118H146L145 117V111H143L141 114H139L138 115ZM137 116V117H138ZM154 116H156V115H153V119H154ZM166 116V115H165ZM164 116V117H165ZM68 117H70L71 118V116H64L63 117V124H62V126L64 125V128H65V123H67L68 125L70 124V125H72L71 124V122H73V125L74 124H76V125H78V129H77V127H76V130L78 131V133H79V131H80V133H79V136L77 135V137L75 138V139H69V138H65V140L66 139H68L66 142H62L61 143V145L59 144V145H56V144H54V145H56V146H54V150H56L57 148H59L60 150H61V148L63 147L62 146V144L63 145H65L64 146V148H62V149H64V152H61L60 150V153L59 152H56V153H54L53 155H51L50 157H48V158H45V160L43 159H40V161H39V159H37V157H33L32 155H30V156H32L36 161H34V159H31V158H29V155H25V158H23V157H21L22 159H17V160H19V161H17V160H15L16 162H12L13 164L12 165H10L11 164V162H10V166H9V168L10 169H8L7 168V164L5 163H0V168L1 169H3L4 170V172H5V174L7 175L6 177H11V179L13 180V182L11 181V182H6V184L4 185V183L3 184H1L0 185V188H1V186H2V188L0 189V190H5V189H10V188H13V187H16V186H23L24 185V183L26 184V183H29L30 185L25 189V190H20V191H18L17 192V194H18V196L17 197H15L13 200L11 199H9V198H0V216L2 217L0 220H2V221H0V231H2L3 229H5V227H7V225L8 226H13V227H16V228H18V229H20V228H22V229H27V234H26V236L27 237H25L26 239L24 240V242L26 241V240H28V242H27V244H29V246L30 247H32V250H34L33 249V243L37 240L36 238H35V235H36V229L39 227V226H41L42 225V222H43V220H44V218H42V215H43V217L45 216V220H47L48 219V221H50L51 223H49L48 224V226L45 228V230H44V234L46 235V238H49L50 240H51V238H54L55 239V242H57V248H62V247H67V244L68 243H70L71 242V244H72V242H74V245L72 246L73 248H74V250H73V255L72 256H77V254L79 253H83L84 252V254H86L85 252H87V255H88V253H89V251L91 252L92 250H94V247L95 246H97V247H100L101 248V250H102V248H104L105 246H104V243L105 242H107V239L105 238V236L107 235H111V233L113 234V233H116L115 235H114V238L115 237H119L118 238V240H117V244H118V248H119V246H122V245H120L121 243H122V241L123 242H125L124 244H127L126 243V233H127V231H130V233H133V234H135V236L137 235V237H139V239H141V241H142V243H144V245H145V243H146V241H147V239L149 238V235L151 236V235H153L152 233H154V228L156 227V224H157V218H159V217H155V218H153L152 216L153 215H157L156 213H158L157 211H159L158 210V206H159V203H161V201L163 202V199H162V197L161 196H159V198H157L156 197V193H157V190H158V187H157V182L158 181H149L147 184H145V186H143V188H142V190L141 191H139V194H141L142 196H146L147 195V197H146V199L148 200V201H146V202H144L143 203V200L142 201H140L141 200V196L139 195L138 197L140 198H138L136 195H138V191L135 189H128V191L127 192H125L126 194H128V196L126 195L125 196V193L124 192H118V191H116L117 189H114V190H111V189H107V187H106V189L104 188V189H102L101 191L100 190H97V187H99L100 185L101 186H104V184L103 183H106V182H104V180H103V182H102V180H101V176L99 175L100 173H99V171L100 170H98V169H100L98 166V161H99V163H102L103 161L102 160H104L103 158H101V156H98L97 154H96V152H97V150L98 149H100V147H102L104 144L102 143V141H101V143L103 144V145H100V141H98V139L101 137V135H100V137H98L99 136V134L98 135H96V123L94 124V126H95V130H93V131H95V133L94 134H92V126H93V124H90V125H92V126H87V124H86V126L87 127H89L90 128V130H86L87 132H85V129H87V128H85V129H83V127H82V129H81V124H84V123H79V121H82L83 122V118L81 117V120H76V118L74 119V118H72V119H70V118H68ZM72 117H77L76 115H72ZM84 117V116H83ZM110 117H109V119H110ZM138 117V118H139ZM147 117H148V121L146 120V119H144V120H146L148 123L147 124H149V121H150V117H152L151 115H150V117H149V115H147ZM58 118V117H57ZM56 118V119H57ZM62 118V117H61ZM85 118V117H84ZM106 118V117H105ZM138 118H136V120L138 119ZM162 118V117H161ZM65 119H66V121H70V120H72V121H70V123H68V122H65ZM87 119V118H86ZM108 119V118H107ZM153 119L151 118V123H152V121H153ZM156 119V118H155ZM54 120V119H53ZM58 120V119H57ZM73 120H75V121H73ZM103 120H104V118H103ZM131 120H132V117H131ZM133 120H135V118L133 119ZM136 120H135V122H136ZM139 120V119H138ZM138 120H137V122H138ZM143 120V119H142ZM169 120V119H168ZM56 121V120H55ZM105 121V120H104ZM112 121V120H111ZM155 121H157V120H155ZM162 121V120H161ZM166 121V120H165ZM110 122V121H109ZM136 122V123H137ZM141 120L138 122V123H140V124H138L137 123V126L138 127H142V125H141ZM79 123V124H78ZM99 123V122H98ZM113 123V122H112ZM156 123V122H155ZM102 124H104V123H102ZM122 124V123H121ZM134 124V123H133ZM142 124H143V126L145 125L144 124V122H142ZM153 124H154V122H153ZM167 124V123H166ZM166 124H164V125H166ZM168 124H169V122H168ZM172 124V123H171ZM68 125H66V129H67V127H69ZM80 125V126H79ZM85 125V124H84ZM99 125H100V123H99ZM140 125V126H139ZM156 125V124H155ZM2 126V125H1ZM0 126V127H1ZM36 126V125H35ZM34 126V127H35ZM61 125H60V127H62ZM75 126V125H74ZM74 126L72 127V128H69V129H73L74 128ZM107 126V125H106ZM119 126H121V125H119ZM171 126V125H170ZM49 127V126H48ZM85 127V126H84ZM108 127H109V124H108ZM132 127V126H131ZM145 127H147V126H145ZM148 127H149V125H148ZM150 127H153V126H150ZM158 127V126H157ZM3 128V127H2ZM80 128V129H79ZM88 128V129H89ZM143 128V127H142ZM155 128V127H154ZM162 128V127H161ZM38 129V128H37ZM48 129V128H47ZM54 129V128H53ZM52 128H51V130L49 129V131H51V134H52V132L54 131ZM56 129V128H55ZM60 129H62L61 131H63V127L62 128H59V130ZM94 129V128H93ZM104 129H105V126H104ZM111 129V128H110ZM141 129V128H140ZM144 129V128H143ZM145 129H147L148 130V128H145ZM151 129V128H150ZM176 129V128H175ZM155 130H157V129H155ZM178 130V129H177ZM191 130H193V129H191ZM2 131V130H1ZM38 131V130H37ZM36 131V132H37ZM48 131V130H47ZM48 131V132H49ZM66 132H68V133H71V134H68V133H64L65 134V136L67 137V134H68V136H70V135H72V131H74L75 132V129L74 130H71V132H70V130L69 131H67V130H65ZM64 131V132H65ZM77 131H76V134H78L77 133ZM175 131V130H174ZM189 131V130H188ZM42 132V131H41ZM60 131H58V133H59ZM83 132H85V133H83L85 136H84V138H83V134L82 133ZM165 132V131H164ZM170 132V131H169ZM4 133V132H3ZM6 133V132H5ZM55 134H57L56 132H54ZM53 133V134H54ZM61 133V132H60ZM63 133V132H62ZM61 133V134H62ZM150 133V132H149ZM187 133V132H186ZM47 134V133H46ZM49 134H50V132H49ZM49 134H47V136H46V138L48 137V136H50L51 137V135H49ZM52 134V135H53ZM151 134V133H150ZM184 134V133H183ZM41 135V134H40ZM43 135V134H42ZM41 135V136H42ZM60 135V134H59ZM94 135H96V136H94ZM171 135V134H170ZM6 136V135H5ZM73 136H76V135H74L73 134ZM87 136V137H86ZM151 136V135H150ZM152 136H155V135H152ZM158 135H156L155 137H157ZM178 136V135H177ZM181 136V135H180ZM26 137V136H25ZM31 137V136H30ZM36 137V136H35ZM40 137V136H39ZM50 137H48L47 139L48 140H50L51 138ZM54 137V136H53ZM187 137V136H186ZM34 138V137H33ZM32 138V139H33ZM45 138V140L47 141V139ZM50 138V139H49ZM64 138V137H63ZM83 138V139H82ZM86 138V139H85ZM102 138V137H101ZM122 138V137H121ZM190 138V137H189ZM26 139V138H25ZM31 139V140H32ZM115 139V138H114ZM153 139V138H152ZM154 140V139H153ZM155 140H157L156 138H155ZM172 140H173V138H172ZM52 141V140H51ZM112 141V140H111ZM188 141V140H187ZM24 142V144H26V141H23ZM33 142V141H32ZM35 142V141H34ZM40 142V141H39ZM48 142V141H47ZM104 142V141H103ZM150 142V141H149ZM160 142V141H159ZM173 142H174V140H173ZM3 143H5V142H3ZM53 143H54V141H53ZM105 143V142H104ZM115 143V142H114ZM148 143V142H147ZM158 143V142H157ZM172 143V142H171ZM1 144H2V142H1ZM0 144V145H1ZM75 144H81V145H79L80 146V150L78 149L79 147H77V145H75ZM119 144V143H118ZM146 144V143H145ZM160 144V143H159ZM174 145H175V143H173ZM186 144V143H185ZM31 145V144H30ZM107 145V144H106ZM150 145V144H149ZM163 145H164V143H163ZM42 146H43V143H42ZM48 146V145H47ZM51 146V145H50ZM60 146V147H59ZM75 146H76V148H75ZM109 146H110V144H109ZM189 146V145H188ZM193 146V145H192ZM2 147V146H1ZM35 147V146H34ZM43 147H45V146H43ZM52 147V146H51ZM55 147H56V149H55ZM40 148V147H39ZM46 148V147H45ZM75 148V149H74ZM164 149H165V147H163ZM31 149V148H30ZM40 149H42V148H40ZM46 149H48V148H46ZM52 149V148H51ZM77 149V150H76ZM3 150H5V149H3ZM7 150V149H6ZM32 150V149H31ZM30 150V151H31ZM39 150V149H38ZM48 150H50V148L48 149ZM116 150H117V148H116ZM191 150V149H190ZM198 150V149H197ZM53 151V150H52ZM56 151H58V149L56 150ZM25 152V151H24ZM44 152V151H43ZM49 152V151H48ZM194 152V151H193ZM169 153H170V151H169ZM28 154V153H27ZM31 154H32V152H31ZM38 154H40V153H37V155L36 154H34L33 153V155H35V156H38V158H39V155ZM47 154V153H46ZM50 154V153H49ZM138 154V153H137ZM146 154V153H145ZM195 154V153H194ZM41 155V154H40ZM45 155V154H44ZM44 155H42V156H44ZM100 155H102L101 153H100ZM176 154H174V156H175ZM186 155V154H185ZM48 156V155H47ZM105 156V155H104ZM157 156V155H156ZM161 156V155H160ZM159 156V157H160ZM181 156V155H180ZM103 157V156H102ZM150 157V156H149ZM163 157V156H162ZM187 157V156H186ZM16 158V157H15ZM71 158H73L72 160H71ZM164 158V157H163ZM177 158V157H176ZM193 158V157H192ZM101 159V160H100ZM158 159V158H157ZM190 159H191V157H190ZM195 159V158H194ZM150 160H151V158H150ZM201 160V159H200ZM176 161H177V159H176ZM198 161V160H197ZM151 162V161H150ZM194 162V161H193ZM181 163V162H180ZM188 163V162H187ZM119 164V163H118ZM102 165V164H101ZM121 165V164H120ZM172 165V164H171ZM187 165V164H186ZM189 166V165H188ZM131 167V166H130ZM163 167V166H162ZM199 167V166H198ZM6 168V169H5ZM114 168V167H113ZM158 168V167H157ZM166 168V167H165ZM165 168H164V170H165ZM117 169V171L119 172L120 170L119 169H121V168H116ZM115 168H114V170H116ZM163 169V168H162ZM181 169V168H180ZM192 169V168H191ZM141 170V169H140ZM163 170V171H164ZM186 170V169H185ZM1 171V170H0ZM123 171V170H122ZM132 171V170H131ZM146 171V170H145ZM183 171H184V169H183ZM203 171H204V169H203ZM81 172H84L85 173V175H86V177H84V178H86L87 179V181L85 180V182L86 183H89V187H87V189H83V187L82 188H79V186L81 185H79L78 183L80 182V181H82L80 178H81V176L83 177V175H80V176H78ZM86 172H87V174H86ZM104 172H105V170H104ZM112 172H113V170H112ZM114 172H116V171H114ZM113 172V173H114ZM118 172H116V173H118ZM124 172V171H123ZM127 172H129V171H127ZM181 172V171H180ZM191 172V171H190ZM189 172V173H190ZM84 173H81V174H84ZM186 173H188V172H186ZM78 174V175H77ZM115 174V173H114ZM146 174V173H145ZM149 174V173H148ZM158 174V173H157ZM156 174V175H157ZM3 175V174H2ZM130 175V174H129ZM140 175L141 174H139V175H137L138 177H140ZM143 175L144 174H142V178H143ZM151 175V174H150ZM169 175V174H168ZM188 175V174H187ZM190 175H191V173H190ZM189 175V176H190ZM202 175V174H201ZM74 176V177H73ZM115 176V175H114ZM159 176V175H158ZM177 176V175H176ZM193 176V175H192ZM109 177V176H108ZM117 177H118V175H117ZM120 178H121V176H119ZM150 177V176H149ZM163 177H165V175H163ZM172 177V176H171ZM191 177V176H190ZM197 177V176H196ZM84 178H83V181H84ZM111 178V177H110ZM134 178H137V177H134ZM146 178V177H145ZM148 178V177H147ZM177 178V177H176ZM183 178V177H182ZM193 178H194V176H193ZM204 178V177H203ZM5 179V178H4ZM3 179V181H5ZM8 179V178H7ZM10 179V178H9ZM8 179V180H9ZM10 179V180H11ZM116 179V178H115ZM138 179V178H137ZM149 179V178H148ZM157 179H158V177H157ZM186 179H188V178H186ZM207 179V178H206ZM211 179V178H210ZM7 180V181H8ZM119 180V179H118ZM122 180V179H121ZM146 180V179H145ZM178 180V179H177ZM125 181V180H124ZM143 181V180H142ZM196 181V180H195ZM112 182H113V180H112ZM130 183L131 181L130 180H128L127 179V182H125V183ZM138 182H141V180L139 181L138 180ZM171 182H173V181H171ZM178 182V181H177ZM198 182V181H197ZM0 183H2V179H1V182ZM110 183V182H109ZM175 183H176V181H175ZM191 183V182H190ZM206 183V182H205ZM18 184V185H17ZM19 184H21V185H19ZM103 184V185H102ZM112 184V183H111ZM135 184H137V182L135 183ZM140 184V183H139ZM162 184H164V183H162ZM4 185V186H3ZM113 185V184H112ZM115 185V184H114ZM113 185V186H114ZM122 185V184H121ZM124 185V187L126 186L125 184H123ZM122 185V186H123ZM130 185V184H129ZM141 185V184H140ZM179 185V184H178ZM203 185H204V180H203ZM212 185V184H211ZM25 186V185H24ZM100 186V187H101ZM120 186V185H119ZM174 186V185H173ZM176 186V185H175ZM199 186V185H198ZM204 186H206V185H204ZM203 186V187H204ZM109 187H111V186H109ZM132 187V186H131ZM184 187H185V185H184ZM203 187L201 186V188H202V190H204L205 191V187H204V189H203ZM25 187H23V189H24ZM65 189V188H67V190L65 189V191L64 190H62V189ZM102 188V187H101ZM114 188V187H113ZM126 188H128V184H127V186H126ZM177 189H178V187H176ZM193 188V187H192ZM191 188V189H192ZM195 188V187H194ZM201 188H197L198 190H196L197 191V193L196 194H198V192L201 190ZM220 188V187H219ZM44 189H45V191H46V189H53V190H55V189H61V191H64V192H66L65 193V195H62L63 196V198H58V197H54V198H51V199H49L50 201H48V202H45L44 200L42 201V202H45L44 204H43V206L40 208V209H37L36 210V208H28L27 207V209L29 210V209H31L32 210V212L33 211H36V212H34V213H37V214H41L40 215V217H37V216H39V215H37L36 216V214H32L30 211H26V209H25V205H26V199H31V198H36L37 197V195H40V193H41V191H44ZM69 189V190H68ZM160 189V188H159ZM162 189H163V187H162ZM165 189V188H164ZM173 189V188H172ZM187 189H190V188H187ZM221 189V188H220ZM224 189V188H223ZM12 190V189H11ZM58 190V191H59ZM51 191V190H50ZM56 191V190H55ZM60 191V192H61ZM67 191H68V193H67ZM161 191V190H160ZM189 191V190H188ZM227 191V190H226ZM161 192H163V191H161ZM201 192V191H200ZM203 192V191H202ZM13 193V192H12ZM15 193V192H14ZM96 193H98V194H96ZM186 193V192H185ZM222 193H225V192H223V190H222ZM59 194V193H58ZM68 194V196H66ZM116 194H118V197H119V199L117 198V200H116V198L114 197ZM160 194V193H159ZM158 194V195H159ZM163 194V193H162ZM204 194H206V193H204ZM203 194V195H204ZM208 194H210V193H208ZM11 195V194H10ZM97 195V199H101V201H99V202H101V203H97V201H96V204H97V206H99V207H97L99 210L101 209L102 210V212H107V210L109 211L108 212V214L107 215H100L99 216V218H97V221L94 223V229L93 230H91L90 229V227H88L87 225H86V223L85 222H82V220H81V222L79 223V226H76V228L73 230V232L71 233V235L70 236H66V234H68L69 235V233L68 232H70V231H68V230H70V229H72L75 225H76V223L77 222H73V223H75V225L73 226V227H71L70 228V224H67V221L69 220L68 218V215H69V213H68V211H66V210H70L71 208H78V210L76 211V212H79V209H81V212L83 211V213L84 212H89V210H88V208H89V204L87 203V202H84V201H87V198H88V200H90V199H92L94 196H96ZM114 195V196H113ZM164 195V194H163ZM185 195V194H184ZM183 195V196H184ZM190 195V194H189ZM211 195V194H210ZM222 195H224V194H222ZM228 195V194H227ZM61 196V197H62ZM64 196H66V197H64ZM91 196V197H90ZM191 196V195H190ZM196 196V195H195ZM200 196V195H199ZM229 196H232V195H229ZM29 197H31V198H29ZM126 197V198H125ZM128 197H131V199H133L134 201L132 202L133 204L134 203H136V204H134L135 206L137 205V204H139V205H137L138 207H140L139 209H137V210H139L138 212H136V213H128L129 211H127L128 210V208H131L133 205L132 204H130V202H128V200H130V198L127 200V198ZM161 197V198H160ZM194 197V196H193ZM222 197V196H221ZM220 197V198H221ZM248 197V196H247ZM40 198V197H39ZM96 198V197H95ZM114 198H115V200H114ZM178 198V197H177ZM190 198V197H189ZM201 198V197H200ZM224 198H227L226 197V195H225V197ZM255 198H256V196H255ZM86 199V200H85ZM96 199V200H97ZM202 199V198H201ZM201 199H200V201H201ZM205 199V198H204ZM207 199V198H206ZM231 199V198H230ZM259 199V198H258ZM46 200V199H45ZM168 200V199H167ZM176 200V199H175ZM187 200V199H186ZM197 200V199H196ZM211 200V199H210ZM227 200V199H226ZM225 200V203L227 202ZM236 200V199H235ZM28 201V200H27ZM91 201V200H90ZM93 201V200H92ZM92 201L91 202H89V203H91V204H95V203H92ZM95 201V200H94ZM127 201V202H126ZM132 201V200H131ZM171 201V200H170ZM179 201V200H178ZM192 201V200H191ZM206 202H208L207 200H205ZM204 201V202H205ZM213 201V200H212ZM220 201H222V200H220ZM103 202V203H102ZM184 202V201H183ZM233 202V201H232ZM173 203V202H172ZM176 203V202H175ZM174 203V204H175ZM197 203V202H196ZM41 204V203H40ZM88 204V205H87ZM95 204V205H96ZM169 204V203H168ZM171 204V203H170ZM183 204H185V203H183ZM195 204V203H194ZM198 204V203H197ZM215 203H213L212 205H214ZM230 204V203H229ZM235 204H236V202H235ZM95 205H92V206H90V210H92L91 208L93 207V206H95ZM100 205L102 206V207H100ZM105 205V206H104ZM208 205H209V203H208ZM211 205V206H212ZM218 205H219V202H218ZM238 205V204H237ZM240 205V204H239ZM27 206V205H26ZM105 208H104V207ZM211 206H209V208L211 207ZM215 206V205H214ZM227 206V205H226ZM260 206V205H259ZM96 207H95V210H96ZM134 207V206H133ZM132 207V208H133ZM173 207V206H172ZM196 207V206H195ZM198 207V206H197ZM201 208H203L202 206H200ZM220 207V206H219ZM229 207H231L230 205H229ZM241 207V206H240ZM243 207V206H242ZM94 208V207H93ZM131 208V210H133ZM135 208V207H134ZM205 208H206V206H205ZM204 208V209H205ZM214 207H212V209H213ZM222 208V207H221ZM224 208V207H223ZM226 208V207H225ZM35 209V210H34ZM65 209V211L67 212V214L63 211ZM171 209H173V208H170L169 206L168 207H164L162 210H161V212L159 213L160 214V218L159 219H166L167 221H168V219H169V217H170V213H171ZM186 209V208H185ZM192 209H195V208H192ZM197 209V208H196ZM207 209V208H206ZM220 209V208H219ZM241 209V211H242V213L241 214H243V210L244 209H242V208H240ZM5 210H7L5 213L6 214H4L3 215V212L5 211ZM8 210H10V211H8ZM134 210H136V208L134 209ZM211 210V209H210ZM226 210H227V208H226ZM226 210H225V212H226ZM231 210V209H230ZM247 210V209H246ZM256 210V209H255ZM72 211V210H71ZM97 211V210H96ZM183 211V210H182ZM203 211V210H202ZM207 211V210H206ZM213 211H215V209H213ZM217 211H218V209H217ZM228 211V210H227ZM240 211V210H239ZM70 212V211H69ZM94 212V211H93ZM100 212V211H99ZM173 212V211H172ZM184 212V211H183ZM195 212V211H194ZM199 212H200V210H199ZM211 212H212V210H211ZM74 213H75V211H74ZM97 213V212H96ZM178 213V212H177ZM185 213V212H184ZM192 213V212H191ZM204 213V212H203ZM207 213V212H206ZM218 213V212H217ZM230 213V212H229ZM247 213V212H246ZM32 214V215H31ZM71 214V213H70ZM77 213H75V215H76ZM80 213H78V215H79ZM98 214V213H97ZM106 214V213H105ZM174 214V213H173ZM189 214H190V211H189ZM212 214H214V213H212ZM222 214V212L219 214V215H221ZM33 215H35L36 217H34ZM73 215V214H72ZM181 215H182V213H181ZM184 215V214H183ZM204 215V214H203ZM216 215V214H215ZM239 215V214H238ZM244 215H246L245 214V212H244ZM242 216V218H244L245 219V216ZM174 216V215H173ZM178 216V215H177ZM193 216V215H192ZM191 216V217H192ZM217 216V215H216ZM215 216V217H216ZM232 216V215H231ZM240 216V215H239ZM247 216V215H246ZM46 217H47V219H46ZM185 217V216H184ZM248 217V216H247ZM71 218V217H70ZM75 218V217H74ZM73 218V219H74ZM80 218H82V217H80ZM175 218H177V217H175ZM179 218V217H178ZM223 218H225V217H222L221 219H223ZM5 219V220H4ZM171 219V218H170ZM173 219V218H172ZM227 219V218H226ZM231 219V218H230ZM248 219V218H247ZM3 220L5 221L4 223H2L3 222ZM176 220V219H175ZM181 220V219H180ZM179 220V221H180ZM192 220H193V218H192ZM227 220H229V219H227ZM238 220V219H237ZM240 220V219H239ZM239 220H238V222H239ZM251 220V219H250ZM6 221H7V223H6ZM80 221V220H79ZM165 221V220H164ZM173 221V220H172ZM223 221H224V219H223ZM226 221V220H225ZM232 221V220H231ZM234 221V220H233ZM71 222V221H70ZM171 222V221H170ZM195 222H196V219H195ZM230 222V221H229ZM250 222V221H249ZM248 222V223H249ZM47 223V222H46ZM176 223V222H175ZM177 223H179V222H177ZM183 223V222H182ZM208 223V222H207ZM225 223H228V221L227 222H225ZM235 223V222H234ZM240 223V222H239ZM251 223V222H250ZM254 223V222H253ZM62 224H65V225H68V226H64V228H63V226L61 227V225ZM170 224V223H169ZM172 224V223H171ZM196 224V223H195ZM204 224V223H203ZM217 224V223H216ZM224 224V223H223ZM229 224H231V223H229ZM252 224V223H251ZM160 225V224H159ZM164 225V224H163ZM162 225V226H163ZM166 225V224H165ZM183 225V224H182ZM218 225V224H217ZM239 225V224H238ZM243 225V224H242ZM254 225V224H253ZM260 225V224H259ZM170 226V225H169ZM190 226H192V225H190ZM196 226V225H195ZM199 226V225H198ZM201 226V225H200ZM215 226V225H214ZM220 226V225H219ZM233 226V225H232ZM231 226V227H232ZM237 226V225H236ZM246 226V225H245ZM255 226V225H254ZM9 227V229L10 230H12V227L10 228ZM167 227V226H166ZM176 227H177V229H176V231H177V233L178 234H180V232H181V230H180V228H179V225L177 224L176 225ZM233 227H235V226H233ZM247 227V226H246ZM250 227V226H249ZM252 227V226H251ZM260 227V226H259ZM15 228V229H16ZM68 228V229H67ZM70 228V229H69ZM219 228V227H218ZM222 228V227H221ZM230 228V227H229ZM228 228V229H229ZM8 229V228H7ZM25 229V230H26ZM168 229H169V227H168ZM202 229V228H201ZM227 229V228H226ZM243 229V228H242ZM263 229V228H262ZM9 230V231H10ZM17 230V229H16ZM38 230V229H37ZM42 230V229H41ZM211 230V229H210ZM222 230V229H221ZM231 230V229H230ZM261 230V229H260ZM18 231V230H17ZM169 231V230H168ZM171 231V230H170ZM224 231V230H223ZM256 231V230H255ZM263 231V230H262ZM163 232V231H162ZM229 232H231V231H229ZM233 232V231H232ZM240 232V231H239ZM1 233V232H0ZM43 233V232H42ZM41 233V234H42ZM123 233V234H122ZM125 233V234H124ZM169 233V232H168ZM213 233V232H212ZM223 233V232H222ZM241 233H243V232H241ZM251 233V232H250ZM262 233V232H261ZM35 234V235H34ZM124 236H122V235ZM175 234V233H174ZM182 234V233H181ZM257 234V233H256ZM263 235H264V233H262ZM158 235V234H157ZM177 235V234H176ZM224 235V234H223ZM229 235V234H228ZM263 235H262V237H263ZM16 235H9V236H5V237H1L0 238V264H35L34 263V261L33 260H31V259H28L27 257H24V256H19L20 254H22L21 252H20V254L18 253L19 251H20V249L19 248H17V242H16V238H18V237H15ZM112 236V235H111ZM166 236H167V234H166ZM217 236V235H216ZM236 236V235H235ZM239 236V235H238ZM238 236H236V237H238ZM42 237H44V235L42 236ZM123 237V238H122ZM164 237V236H163ZM207 237V236H206ZM46 238H44L45 240H46ZM110 238V237H109ZM182 238V237H181ZM210 238V237H209ZM209 238H208V240H209ZM42 239V238H41ZM126 241H125V240ZM128 239V238H127ZM169 239V238H168ZM177 239V238H176ZM175 239V240H176ZM184 239V238H183ZM206 239V238H205ZM216 239V238H215ZM220 239V238H219ZM222 239V238H221ZM232 239V238H231ZM115 240V239H114ZM136 240V239H135ZM165 240V239H164ZM207 240V241H208ZM211 240H212V238H211ZM233 240H235V239H233ZM238 240V239H237ZM245 240H246V238H245ZM53 241V240H52ZM151 241H153V240H151ZM163 241V240H162ZM180 241H182V240H180ZM220 241V240H219ZM223 241V240H222ZM236 241V240H235ZM38 242V241H37ZM36 242V243H37ZM114 242H116V241H114ZM130 242V241H129ZM185 242V241H184ZM238 242V241H237ZM249 242V241H248ZM261 242H263V241H261ZM48 243V242H47ZM141 243V244H142ZM179 243V242H178ZM183 243V242H182ZM209 243V242H208ZM241 243V242H240ZM24 244V243H23ZM26 244V243H25ZM27 244H26V246H27ZM49 244H51V243H49ZM115 244V243H114ZM123 244V245H124ZM138 244V243H137ZM140 243H139V245H141ZM153 244H155V245H158V243L156 244V243H153ZM190 244V243H189ZM198 244V243H197ZM231 244V243H230ZM69 245V244H68ZM146 245H148L151 249H153V245H152V243H146ZM146 245H145V247H146ZM178 245V244H177ZM181 247H184V246H182L183 244H179ZM205 245H206V247H207V243H205ZM247 245V244H246ZM29 246H27L28 248H29ZM45 247V246H44ZM50 247V246H49ZM117 247H115V248H117ZM123 247V246H122ZM156 247V246H155ZM50 248H52V247H50ZM57 248L56 249H49V248H46V249H42V250H40L41 251V254L43 253L44 254V260H43V262H45V264H52V263H50L51 261H53V259L52 260H50L52 257V255L53 254H51V256H50V251L51 252H53L54 250H57ZM127 248H128V246H127ZM139 248V247H138ZM137 248V249H138ZM140 248H141V246H140ZM173 248V247H172ZM171 248V249H172ZM180 248V247H179ZM178 248V249H179ZM191 248V247H190ZM202 248V247H201ZM201 248H200V250H201ZM19 249V250H18ZM31 249V248H30ZM58 249V250H59ZM97 249H99V248H97ZM96 249V250H97ZM142 249V248H141ZM174 249V248H173ZM177 249V250H178ZM183 249V248H182ZM229 247H228V251H229ZM29 250V249H28ZM62 250V249H61ZM117 250V253H121L122 251H124V250H120V251H118V249H116ZM146 250V249H145ZM144 250V251H145ZM179 250H181V248L179 249ZM199 250V249H198ZM105 251V250H104ZM129 251V250H128ZM194 251V250H193ZM204 251V250H203ZM222 251V250H221ZM94 252V251H93ZM99 252V251H98ZM98 252H94L95 254H97ZM115 252V251H114ZM147 252V251H146ZM178 252V251H177ZM182 252V251H181ZM192 252V251H191ZM199 252V251H198ZM201 252V251H200ZM208 252V251H207ZM254 252V251H253ZM81 253V254H82ZM92 253V252H91ZM100 253V252H99ZM144 253V252H143ZM152 253V252H151ZM150 253V254H151ZM155 253V252H154ZM204 253V252H203ZM227 253V252H226ZM231 253V252H230ZM247 253V252H246ZM252 253V252H251ZM251 253H250V256H251ZM18 254V255H17ZM90 254V253H89ZM124 254H126V253H124ZM147 254V253H146ZM173 254H179L180 255V252L179 253H174L173 252ZM184 254V253H183ZM223 254V253H222ZM228 254V253H227ZM254 254V253H253ZM94 255V254H93ZM98 255V254H97ZM121 255H122V253H121ZM121 255H120V257H121ZM156 255V254H155ZM191 255V254H190ZM224 255V254H223ZM248 255V254H247ZM256 255V254H255ZM26 256V255H25ZM70 257L69 258V260L70 261H72L74 258L73 257ZM124 256V255H123ZM127 256V255H126ZM182 256V255H181ZM215 256V255H214ZM234 256V255H233ZM253 256V255H252ZM117 257H119V256H117ZM128 257V256H127ZM148 257V256H147ZM166 257V256H165ZM180 257V256H179ZM188 257V256H187ZM231 257V256H230ZM248 257V256H247ZM256 257H257V255H256ZM108 258V257H107ZM109 258H111V257H109ZM108 258V259H109ZM149 258V257H148ZM176 258V257H175ZM191 258V257H190ZM229 258V257H228ZM252 258V257H251ZM125 259V258H124ZM127 259H129V258H127ZM182 259V258H181ZM187 259V258H186ZM245 259V258H244ZM243 259V260H244ZM252 259H254V256H253V258ZM49 260H50V262H49ZM68 260V262L70 263V261ZM150 260V259H149ZM216 260V259H215ZM242 260V261H243ZM255 260V259H254ZM257 260V259H256ZM255 260V261H256ZM259 260V259H258ZM105 261V260H104ZM122 261V260H121ZM128 261V260H127ZM130 261V260H129ZM217 261H219V260H217ZM260 261V260H259ZM101 262V261H100ZM117 262V261H116ZM116 262H115V264H116ZM122 262H124V260L122 261ZM204 262V261H203ZM251 262H254V261H251ZM106 263V262H105ZM121 263V262H120ZM152 263V262H151ZM205 264H207L206 262H204ZM203 263V264H204ZM215 263V262H214ZM55 264V263H54ZM125 264V263H124ZM127 264V263H126ZM133 264V263H132ZM191 264V263H190ZM200 264V263H199ZM217 264V263H216Z\"/></svg>",
  "mask_w": 264,
  "mask_h": 264
}]
</instances>
